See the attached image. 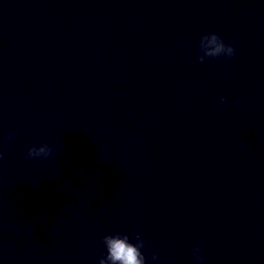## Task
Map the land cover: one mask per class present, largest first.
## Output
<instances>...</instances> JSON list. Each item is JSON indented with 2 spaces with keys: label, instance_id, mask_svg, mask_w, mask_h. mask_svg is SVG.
Here are the masks:
<instances>
[{
  "label": "water",
  "instance_id": "obj_1",
  "mask_svg": "<svg viewBox=\"0 0 264 264\" xmlns=\"http://www.w3.org/2000/svg\"><path fill=\"white\" fill-rule=\"evenodd\" d=\"M0 153V264H264V0H0Z\"/></svg>",
  "mask_w": 264,
  "mask_h": 264
},
{
  "label": "clouds",
  "instance_id": "obj_2",
  "mask_svg": "<svg viewBox=\"0 0 264 264\" xmlns=\"http://www.w3.org/2000/svg\"><path fill=\"white\" fill-rule=\"evenodd\" d=\"M196 48V60L201 63L209 58L230 60L236 51L232 42H226L216 32H206L200 35L196 41ZM220 100L223 102L224 97L221 96ZM241 103L242 101L238 97L233 100L235 105ZM13 135H15V130L5 133L3 139H10ZM52 151L53 149L48 143L40 142L38 145L28 146L24 155L28 159L44 160L51 155ZM2 156L3 153H0V158ZM65 192L70 193L71 188L66 187ZM101 239L106 251L98 258V264H160L157 253L153 252L150 260L145 256L142 249L146 245L139 232L130 236L127 232L117 231L105 234ZM189 252L198 264H207L199 245L194 244Z\"/></svg>",
  "mask_w": 264,
  "mask_h": 264
}]
</instances>
